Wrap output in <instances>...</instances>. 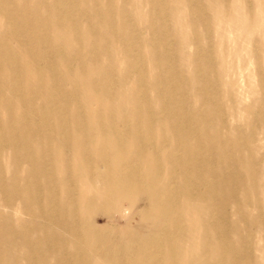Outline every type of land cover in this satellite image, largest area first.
Segmentation results:
<instances>
[{"label": "rangeland", "instance_id": "rangeland-1", "mask_svg": "<svg viewBox=\"0 0 264 264\" xmlns=\"http://www.w3.org/2000/svg\"><path fill=\"white\" fill-rule=\"evenodd\" d=\"M74 1L78 5L71 17L75 26H56L54 11L49 14L41 6L52 27L49 47L54 51L49 55V47H42L35 61L27 54L24 30L2 27L0 18V39L7 42L11 54L6 64L15 68L18 81L9 85V95L14 96L19 86L27 96H35V105L17 104L12 111L0 102V183L20 177L17 188L28 184L33 192L37 187L46 189L35 192L36 196L44 200L52 195L58 207L53 220L33 217L20 199L10 206L0 186V264H44L43 254L51 259L55 253L63 254L64 248L77 259L82 252L91 254L90 249L80 252L85 241L79 233H71L73 225L88 227L89 213L80 209L59 217L73 202L70 195L65 205L58 204L64 194L62 185L69 193L91 197L83 183L87 161L83 158L81 165L74 151L79 145L95 167L99 161L94 153L99 151L119 158L124 176L139 170L144 176L133 187L140 191L161 178V186L169 192H160L164 187L158 185L150 207L159 202L179 204L175 212L167 213L183 216V222L175 217L178 233L172 235L176 245L184 248L183 257L198 252L211 264L221 259L226 262L219 264H264V0H116L113 9L103 7L108 0ZM78 53L86 62L85 70L80 68ZM6 79L7 75H0V88L8 86ZM50 91L51 105L44 102ZM44 111L55 114L50 117L55 123H69L72 131L61 135L53 154H37L33 171L26 152L13 154L12 149L24 140L30 142V149L41 146L40 139L21 129L37 127ZM24 114L29 115L25 121ZM78 124L86 131H78L74 127ZM113 132L120 134L124 147L116 146ZM59 144L66 151L58 150ZM165 145H180V149L161 153ZM187 145L193 149L191 157ZM155 150L164 161L177 159V165L163 169L154 164ZM66 163L73 166L70 174ZM184 171L192 173L189 182L188 177L179 179ZM31 172L35 178L28 179ZM91 180L97 193L115 195L116 189L98 174ZM187 184L194 194H188ZM205 195L217 205L216 215H227L223 238L211 232L209 248L190 253L199 226L214 230L217 220L205 207L201 198ZM125 198L119 204L122 211L134 206L131 195ZM101 205L91 218L109 231L112 246L108 255L93 256L92 262L114 264L113 234L123 220L112 211L117 204L110 198ZM142 210L137 208L132 226L145 227L158 218L152 210H143L149 217L144 221ZM143 233L148 235L147 230ZM158 236L166 238L164 232ZM98 245L94 240L90 247L95 250Z\"/></svg>", "mask_w": 264, "mask_h": 264}, {"label": "bare ground", "instance_id": "bare-ground-1", "mask_svg": "<svg viewBox=\"0 0 264 264\" xmlns=\"http://www.w3.org/2000/svg\"><path fill=\"white\" fill-rule=\"evenodd\" d=\"M49 1H51L49 3ZM105 8L113 9L116 7V0H108ZM45 2V4H43ZM42 4V5H41ZM41 6H44L46 12L52 14V11L55 13L56 20L55 25L61 26L67 23H70L72 26L77 25L75 21L71 20L73 16V10L77 8V4L74 0H0V18L2 19V27H14V30L18 27H21L24 30V36L29 43V49L27 50V54L31 60H37L39 55V51L42 47H49V35L51 34L50 22L46 19L45 14L40 12ZM100 9V8H99ZM63 10L62 13L60 11ZM77 29V27H74ZM166 36L168 37V32L166 31ZM7 42L4 39H0V75H7L6 81L8 82V86H2L0 88V99L1 104L4 109H8L12 111L15 105H20L23 107L28 106L29 104L35 105V96L29 95L27 96L19 86L14 88L13 95H9V85H17L16 79V71L12 66H7V61L10 59V47H7ZM54 48L49 47L47 53L49 55H53ZM80 59V68L85 70L87 68L85 60L82 59V55L78 53ZM52 66V65H51ZM50 66V67H51ZM141 63L139 60L136 61V68L139 70ZM49 67V66H48ZM42 68V67H39ZM38 73H41L42 69H36ZM141 71L140 73H142ZM53 96L51 97V91L44 99V102L48 104H52ZM54 113H47L44 111L41 114V121L37 127H29L21 129V131L25 134L34 135L35 140H41V146L36 147L35 149H30V142L24 140L19 147L16 149H12L13 154H18L19 151L24 150L26 160H29L30 167L33 171L37 169V161L36 156L38 153L41 154V157L46 155H51L54 153V146L57 144L61 135L65 132L70 133L72 131V126L69 123H55L50 117L54 116ZM60 115V114H58ZM77 115V114H76ZM29 118L28 114L23 115V120H27ZM78 131H86L85 129H81L79 124L74 126ZM113 135L116 138V146L120 144V146L124 147L123 140L120 138L119 133H114ZM34 141V140H31ZM78 143V142H76ZM61 145V146H60ZM62 144H59L58 150L63 149ZM180 149V145L177 147ZM176 147H172L169 145H165L162 148V151H169L170 153H174L177 149ZM56 150V151H58ZM66 151V148L63 149ZM77 156L81 160V165L83 164L82 159L85 158L87 161V171L88 176L83 181L86 185L87 190L91 193V197L85 196L84 193L80 192L77 194L76 192L70 191L68 192L65 185L61 187L64 188V194L62 197L58 199V204L65 205L68 197L71 195L73 198V202L70 203V207H67V210L63 211V213L59 214L60 216H67L66 213L72 212L76 213L80 209L86 210L89 213L88 218V227H78L77 225H73L71 227V233H79L81 238L85 241L81 242V249H90L91 254H87L82 252L80 259L76 258V254L71 252L69 249H65L63 254L55 253L51 259L47 258L45 254L42 256L41 263L44 264H93L92 258L95 256L101 259L105 255H108V250L112 246V240L109 231H105L102 227L97 223V219L91 218V214L99 209L101 204L105 202L107 199H111L114 201L117 206L112 208L113 212L119 213V219L123 220L122 227H118V231L114 230L113 236L116 238L115 244H113L114 248L111 250L114 255V264H211L208 260H204L202 256L197 252L191 258L190 254H186L184 257L180 253V250L184 252V248L182 249L178 245H176L173 234L178 233V231L173 226V221L176 218L180 222H183V216L180 213L177 214H168L167 212H175V208L179 206L177 202L170 201L168 203L159 202L155 204L154 207H150V197H154L158 191L159 186H161V178L159 180L151 181V184H147V187L144 191H140L138 188L133 187V182L142 181L143 176L140 174V171L134 169L133 175L124 176L122 173L124 171V167L121 164V160L117 157L113 158L112 154L110 155L99 153L96 151L94 154L98 155V166H93L89 163V155L85 154L81 145H79L75 150ZM114 152L116 154H120L116 150L114 146ZM36 153V155H34ZM193 149L187 145L186 146V154L188 157L193 155ZM61 157L63 155H60ZM19 157V156H18ZM152 161L154 164H160L164 169L165 166H168L169 169L175 167L177 165V159H169L164 161L161 156H159V151L155 150L153 152ZM112 162L111 168L107 167V164ZM128 165H131L132 162L127 160ZM70 167H73L71 164H65V171L67 174L71 173ZM148 171V170H147ZM38 175L37 173H35ZM42 174L47 175V172ZM98 174L100 178L105 181L109 188L116 189L115 195L108 197L105 194L97 193L96 184L92 182V177ZM163 171L159 173L161 176ZM192 173L190 171H184L181 173L180 178L188 177L190 181ZM45 177L46 176H41ZM35 178L33 172L28 176V179ZM47 179V178H46ZM48 180V179H47ZM21 183V178L17 177L15 179H9V182H1L0 186L3 188V194L8 196L10 201L9 205L14 206L16 198L20 199L23 203L27 204L28 207H25L27 211L30 210V215L36 218H46L49 220L55 219L58 217V207L57 203L52 201V195L46 196L44 200H41L36 196V193L46 192V189H42L37 187L33 192L32 187L28 184L24 187H18ZM7 185V186H6ZM48 185H51V181L48 180ZM159 185V186H158ZM6 186V188H5ZM164 187L160 190V192H169L168 189ZM16 190V196H15ZM187 192L189 195L194 194L192 192L190 185L187 184ZM131 195V201L134 205L131 209L120 210L119 204L125 200L127 196ZM203 201H206L205 207L211 212L212 217L217 219L215 222L214 230L205 227V225L199 226L198 235L194 234L193 239L196 241L194 247L190 246V253L196 248L206 251L209 248L208 245V237L212 233L217 235L218 237L223 238L224 228L222 226V222L227 219L226 214H215L217 205L213 202L208 201L207 196H201ZM69 203H67L68 206ZM9 206V207H10ZM141 208L144 211L152 210L153 213L158 215V218L150 222L145 227L138 225L134 227L131 225V221L133 217L137 214V208ZM142 210V215L146 221L149 217L146 216ZM189 211V210H188ZM187 211V212H188ZM242 215V214H241ZM108 219V223H111L110 215L104 216ZM63 222V221H62ZM60 218L58 219V223H62ZM178 225V222H177ZM143 230H147L148 235L143 233ZM234 230L239 232V229L234 226ZM160 232H164L166 234L165 239H161L158 235ZM98 242V246L95 247V250L91 249V245L93 241ZM215 246V245H214ZM214 248V247H213ZM216 251V250H214ZM218 252V251H216ZM224 255V254H222ZM126 256L127 258L124 261L121 260V257ZM54 259V260H53ZM182 260V262H181ZM226 260L221 259L219 263H225ZM218 262L215 264H219Z\"/></svg>", "mask_w": 264, "mask_h": 264}]
</instances>
